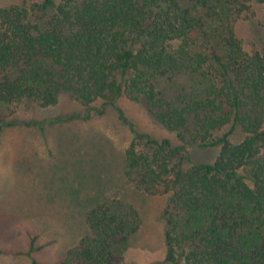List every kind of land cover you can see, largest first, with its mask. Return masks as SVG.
<instances>
[{
  "label": "trees",
  "instance_id": "trees-1",
  "mask_svg": "<svg viewBox=\"0 0 264 264\" xmlns=\"http://www.w3.org/2000/svg\"><path fill=\"white\" fill-rule=\"evenodd\" d=\"M256 6L264 0L0 7V109L52 107L69 95L87 110L28 124L45 127L104 115L121 97L144 104L181 142L137 132L119 110L134 133L126 176L145 194L168 197L165 261L264 264V53L248 51L237 34ZM5 118L0 111V133L17 124ZM191 147H219V155L198 163ZM87 224L88 236L56 264H120L140 219L113 200L98 203Z\"/></svg>",
  "mask_w": 264,
  "mask_h": 264
},
{
  "label": "rangeland",
  "instance_id": "rangeland-1",
  "mask_svg": "<svg viewBox=\"0 0 264 264\" xmlns=\"http://www.w3.org/2000/svg\"><path fill=\"white\" fill-rule=\"evenodd\" d=\"M46 0H0V7L42 5ZM58 5L61 0H52ZM54 14V9L44 14ZM248 51L264 53V7L237 27ZM167 89L170 88L168 85ZM170 91V90H169ZM167 92V90H166ZM137 132L179 146L142 103L121 97L104 115L51 126L29 123L73 114L86 115L80 102L63 95L56 106L32 101L0 109L7 123L0 133V264H56L90 233L88 214L98 203L121 201L138 213L140 226L120 264H171L165 261L164 210L167 196H150L126 176L125 151ZM235 141H240L238 134ZM198 163H213L216 148H188ZM30 253V255L28 254Z\"/></svg>",
  "mask_w": 264,
  "mask_h": 264
}]
</instances>
